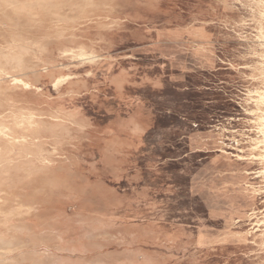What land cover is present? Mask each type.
Instances as JSON below:
<instances>
[{
	"label": "rangeland",
	"instance_id": "rangeland-1",
	"mask_svg": "<svg viewBox=\"0 0 264 264\" xmlns=\"http://www.w3.org/2000/svg\"><path fill=\"white\" fill-rule=\"evenodd\" d=\"M254 2H8L11 12L26 7V24L3 21L0 34L36 37L53 75H72L45 102L20 92L17 106L87 121L41 120L38 138L60 148L30 183L20 165L36 163L34 150L0 169L12 205L37 208L9 220L30 243L17 264H264V197L254 189L264 180L251 154L250 91L264 88ZM82 47L98 60L58 57Z\"/></svg>",
	"mask_w": 264,
	"mask_h": 264
},
{
	"label": "bare ground",
	"instance_id": "bare-ground-1",
	"mask_svg": "<svg viewBox=\"0 0 264 264\" xmlns=\"http://www.w3.org/2000/svg\"><path fill=\"white\" fill-rule=\"evenodd\" d=\"M254 1L259 7V11L256 10L260 12L261 16L259 37H262L260 45L263 48L259 53V56L262 58L258 60L256 68L264 75V0ZM8 2L14 4V0H0V5L4 6L2 12H0V26L3 21H6L8 23L16 24L19 27H25V17L27 16L24 14L23 10H25L26 7L21 10L14 9L13 12H11L5 7ZM245 5L247 4H244V6ZM242 16L244 15L242 14ZM242 18L244 19V17ZM243 29L244 28L241 30L243 31ZM5 34H0V169L5 170L4 168L12 166L14 162H16V158L24 159V157L29 156L30 151L34 150L38 154L36 163L33 165H20L21 172L31 173L30 175L24 174L26 175V177L24 176L25 178L28 176L32 177V173H34V175L38 173L39 175L46 174L45 168L54 162L53 160L56 159L55 156L58 154L56 152L57 148L60 147L55 148L56 150L53 151L48 148L47 145L55 144L57 146L56 143H52L47 139L38 138L36 132L39 130L41 120L46 119L45 117L50 115L52 121L65 122L68 125L71 123L76 126L75 128H83L87 121L78 118L74 111L68 112L59 108L56 110H52L53 108L45 110L34 108L32 106H17L16 99L19 98V95L21 94L20 92H24L27 95L31 94L37 99H41L45 102L43 98L45 94L44 92L47 90L50 91L51 89L59 90L71 79L72 75L68 73L60 76L53 75L57 66H55L54 62L48 61V57L44 56L45 44H43L41 40H38L36 37H30L23 31L15 32L13 29H11V32ZM249 48H251V46ZM58 57L62 60L67 58L73 60L72 58L76 59L78 57L88 58L89 60L91 59L92 62L98 60V55H94L93 52L85 50L83 47L78 53L72 48L62 49L59 51ZM44 78L51 79L45 84H38L39 82H42ZM4 83L6 84L5 86L3 85ZM250 94L256 97V110L253 109L256 119L254 120L256 137L253 138L255 143L252 147L251 154L256 160H258L260 169L257 172L264 180V88H256L255 90L250 91ZM19 101L20 100L17 102ZM22 159L16 163L21 164ZM24 177H21L23 179H21L20 182L25 181ZM36 177L37 176H35V178ZM30 181L33 180L27 178V183H30ZM254 189L264 197V190H262L261 187L254 186ZM37 192L38 191L35 193ZM11 193L12 191L10 187H0V264H17L21 262L27 253L26 250L30 247V243L26 236L21 234L22 231L20 229L19 231L16 229L17 226L15 222H9V220L16 218V215H26L37 210V208L34 207V204L23 205L18 203L16 206H13L12 203L17 199L14 198ZM56 220L57 222H67L57 217ZM72 232V235H77L75 230ZM56 234L58 239L59 237L62 239L63 236H68L67 233L62 232L61 230ZM75 241L76 240L69 242L74 243ZM261 243L264 244V233L261 234ZM71 247L77 248L78 246L74 243Z\"/></svg>",
	"mask_w": 264,
	"mask_h": 264
}]
</instances>
